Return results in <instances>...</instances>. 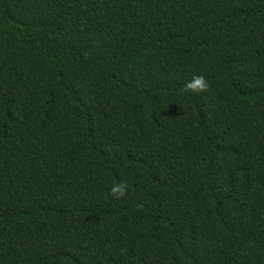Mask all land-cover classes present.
Wrapping results in <instances>:
<instances>
[{
	"label": "trees",
	"instance_id": "16d2710c",
	"mask_svg": "<svg viewBox=\"0 0 264 264\" xmlns=\"http://www.w3.org/2000/svg\"><path fill=\"white\" fill-rule=\"evenodd\" d=\"M0 264H264V0H0Z\"/></svg>",
	"mask_w": 264,
	"mask_h": 264
},
{
	"label": "clouds",
	"instance_id": "9594fccd",
	"mask_svg": "<svg viewBox=\"0 0 264 264\" xmlns=\"http://www.w3.org/2000/svg\"><path fill=\"white\" fill-rule=\"evenodd\" d=\"M208 87V82L204 76L194 74L189 80H186L183 84L184 91L200 92ZM126 191V185L123 181L114 182L108 189L109 195L119 199L124 195Z\"/></svg>",
	"mask_w": 264,
	"mask_h": 264
}]
</instances>
